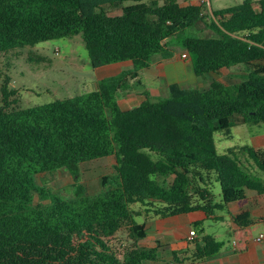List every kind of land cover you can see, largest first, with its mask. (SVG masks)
Returning <instances> with one entry per match:
<instances>
[{"label": "trees", "instance_id": "obj_1", "mask_svg": "<svg viewBox=\"0 0 264 264\" xmlns=\"http://www.w3.org/2000/svg\"><path fill=\"white\" fill-rule=\"evenodd\" d=\"M200 24L214 34L182 36ZM77 33L94 68L130 66L94 90L27 107L10 100L15 91L2 79L0 264H193L219 253L227 241L211 233L181 249L140 242L149 219L193 211L211 219L248 190L264 194L263 152L250 143L219 152L214 139L237 116L264 121V0L211 12L181 0H0V67L18 48ZM174 38L196 76L239 66L241 80L206 89L171 82L167 97L151 101L144 89L140 104L122 109L117 93L139 84L156 56L171 59ZM107 156L114 171L86 193L80 164ZM60 168L74 180L71 197L36 182ZM232 218L240 228L258 221L246 211Z\"/></svg>", "mask_w": 264, "mask_h": 264}, {"label": "rangeland", "instance_id": "obj_2", "mask_svg": "<svg viewBox=\"0 0 264 264\" xmlns=\"http://www.w3.org/2000/svg\"><path fill=\"white\" fill-rule=\"evenodd\" d=\"M197 1L199 2L200 0L193 2L197 4ZM249 1L255 0H209L205 5L208 6L211 12V9L219 10ZM129 3V1H125L123 5ZM182 3L191 4L189 0H182ZM190 34L210 36L214 33L210 28L200 24L185 30L182 36ZM170 45L174 55L171 59H166L164 63H169L171 66H179V59L176 55H180L181 51L184 53L186 50L177 38L172 39ZM29 57H33V60H30ZM188 58H190L189 55ZM161 60L163 58L160 55L156 56L153 59L152 67L142 71L139 84L130 81L132 89L128 92L119 91L117 93L116 98L122 109H129L140 104L144 99L140 91L144 89L149 91L151 101L167 97L169 81H178L184 87L206 89L210 86L211 81L217 78L227 83L236 82L240 79L220 71L215 73V76L212 73L204 76H196L193 73L191 75L193 77L185 80L180 73L169 72L165 74L159 67L156 68L155 62ZM1 61L0 88L2 79L7 75L9 77L8 89L15 91L10 100L16 98L15 104L20 107L50 103L58 99L94 90L97 88L99 79L116 74L119 70L128 67V65L121 63V65L94 68L89 62L82 33L18 48L4 55ZM232 68L240 70L239 66ZM230 134L231 132L227 130L215 131L214 139L219 152H225L226 149L235 145L251 142L247 126L235 127L233 128L234 136H229ZM262 156L264 158V153H262ZM113 164L114 158L112 156L80 164L79 182L84 186L86 193L93 194L101 190V176L112 173L114 171ZM262 176L264 177V175ZM41 179H44L47 186L57 195L65 197L73 195L74 180L67 170L57 169L54 175L38 174L36 182L40 184ZM215 194L216 200H220L221 187L219 183H215ZM219 212L225 213L224 210ZM142 220V218H139V222ZM230 224L231 221L228 217L222 221L208 220L204 225V230L200 231V233H211L218 239L227 240L226 234Z\"/></svg>", "mask_w": 264, "mask_h": 264}, {"label": "crops", "instance_id": "obj_3", "mask_svg": "<svg viewBox=\"0 0 264 264\" xmlns=\"http://www.w3.org/2000/svg\"><path fill=\"white\" fill-rule=\"evenodd\" d=\"M193 1L195 0H192L191 3H195ZM184 53L187 54V52ZM182 54L183 52L181 51L180 55H176L179 59V66H171L169 63H164L165 59L155 62V66L156 68L159 67L165 74L176 72L182 74L185 80L191 78L194 73L192 60L188 58V54L187 57H183ZM121 63L128 65V67L130 66L129 61H121L101 67L121 65ZM220 71H224L233 77H238L240 78L239 80H241L243 75V72L237 69L224 68ZM212 74L215 76V73ZM217 80L219 79L217 78ZM171 82L178 81H169L168 84ZM234 121V125L227 129V131L231 132L229 136H234L233 128L247 126L250 134V144L264 153V121L244 123L240 116L235 117ZM219 211L221 210H216L211 219H206L207 217L203 211L149 219L144 223L146 237L140 243L146 246L168 245L171 249H181L187 246L190 230L193 229L196 231V235H200V231L204 230V225L208 220L222 221L228 217L231 224L226 234L227 245L219 253L205 260L196 261L193 264H264V237L260 240L258 239L260 234L264 233V194L248 190L246 197L231 203L229 210L224 209L225 213ZM241 211H246L249 217L258 221L240 228L233 221L232 214H237Z\"/></svg>", "mask_w": 264, "mask_h": 264}, {"label": "built area", "instance_id": "obj_4", "mask_svg": "<svg viewBox=\"0 0 264 264\" xmlns=\"http://www.w3.org/2000/svg\"><path fill=\"white\" fill-rule=\"evenodd\" d=\"M190 2H192V0H189ZM207 2H209V0H200L199 2L197 1V4H206ZM183 57H187L186 53L182 54ZM195 231L192 229L189 232V239H192L195 236ZM264 237V233L260 234V236L258 237V239H262ZM167 264H172V263H167Z\"/></svg>", "mask_w": 264, "mask_h": 264}]
</instances>
